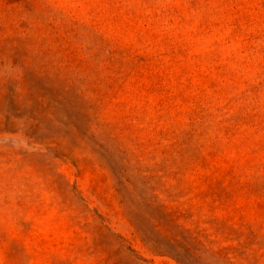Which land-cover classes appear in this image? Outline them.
Here are the masks:
<instances>
[{"label": "rangeland", "instance_id": "obj_1", "mask_svg": "<svg viewBox=\"0 0 264 264\" xmlns=\"http://www.w3.org/2000/svg\"><path fill=\"white\" fill-rule=\"evenodd\" d=\"M0 264H264V0H0Z\"/></svg>", "mask_w": 264, "mask_h": 264}]
</instances>
